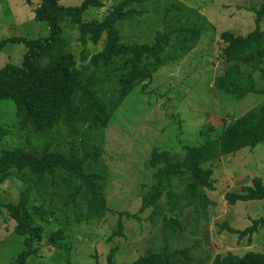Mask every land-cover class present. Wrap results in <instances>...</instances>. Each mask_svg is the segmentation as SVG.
Instances as JSON below:
<instances>
[{
  "label": "rangeland",
  "instance_id": "1",
  "mask_svg": "<svg viewBox=\"0 0 264 264\" xmlns=\"http://www.w3.org/2000/svg\"><path fill=\"white\" fill-rule=\"evenodd\" d=\"M32 1L29 5L25 0H0V41L14 37L41 39L49 35L47 24L35 19L41 0ZM82 1L63 0L62 4L74 6ZM104 1L105 8L91 9L86 20L103 19L122 0ZM263 3L264 0H147L134 6L143 15L119 25L124 42L152 44L158 33L167 30H174L182 37L196 30L200 36L195 47L185 54L171 50L174 58L150 82L133 91L103 132V154L96 164L87 166V172L102 178L109 208L105 217L88 214L84 208L88 197H80L83 193L78 197V208H74L71 195L78 181L63 171L58 172L54 182L42 184H37L28 173L15 171L1 185L4 206L18 204L22 193L32 190L29 211L34 225L43 229V235L36 245L37 255L29 258L28 264H107L113 249L117 251L116 264H131L149 250L158 252L164 247L165 216L176 219L180 226L168 242L171 249L192 248L193 257L208 260L206 264L229 252L238 256L249 251L264 254V229L252 236L251 246L248 238L239 246V236L228 234L223 227L244 230L254 220L264 219V200L235 205L227 201L228 194L241 193L244 187L253 186L255 179L264 183V142L212 164L215 190L207 194L213 205L200 224L189 218L188 212L179 218L167 205L161 212L153 206L141 210L143 197L155 182L149 164L154 150L181 158L188 147L218 139L229 124L264 102V95L250 94L238 99L220 94L214 86L215 79L230 66L222 55L226 46L222 34L246 36L253 32L257 18L254 10H260ZM63 27L68 51L79 63L83 52L89 61L103 50L105 39L98 45L82 44L77 27L68 20ZM261 28L264 30V17ZM25 51L23 44H8L0 52V68L7 64L20 65ZM256 79L258 87L264 89V83L258 76ZM93 141L85 132L70 137L61 128L47 136H37L20 127L13 102L0 103V153L4 149L24 148L40 154L51 144L60 152H68L74 145L75 151L83 154ZM174 183L178 186L177 181ZM174 191L181 193L183 188ZM166 199L163 196V202ZM120 213L134 217L122 218L123 236L115 237ZM14 228V220L3 207L0 264H16L18 255L25 249V237L17 235ZM167 231L172 234V229ZM58 233L62 239L52 242L51 238Z\"/></svg>",
  "mask_w": 264,
  "mask_h": 264
},
{
  "label": "trees",
  "instance_id": "2",
  "mask_svg": "<svg viewBox=\"0 0 264 264\" xmlns=\"http://www.w3.org/2000/svg\"><path fill=\"white\" fill-rule=\"evenodd\" d=\"M25 1L33 4L32 0ZM62 1L41 0L35 10V19L49 27L47 37H14L0 41V52L10 43L23 44L26 49L20 65L7 64L0 68V103L13 102L20 127L37 136H47L61 128L70 137L85 132L94 141L90 149L84 148L83 154H78L74 145L68 152H60L47 144L40 154L24 148L4 149L0 153V187L15 171L28 173L37 184L54 182L58 172L63 171L78 181L71 195L74 208H78L77 200L83 193L80 197H88L84 205L88 214L105 217L109 208L102 178L87 172V166L96 164L103 154V132L133 91L150 82L154 74L174 58L171 50H181L180 54L190 51L195 47L200 32L189 31L188 36L182 37L174 30H167L158 33L152 44L124 42L119 25L143 15L134 6L147 0H122L101 20H86L85 16L91 9H104V0H83L74 6L63 5ZM254 12L257 18L253 32L246 36L226 32L221 36L226 44L222 55L230 66L215 79L214 86L220 94L238 99L250 94L264 95V89L258 87L256 79L258 76L264 83V30L261 28L264 3L260 10ZM67 20L77 27L82 44L91 42L98 45L105 39L103 50L89 61L83 52L79 63L67 48L63 27ZM174 39L177 44H174ZM262 142L264 102L229 124L218 139L188 147L181 158L154 150L149 164L154 170L155 182L144 195L141 210L153 206L155 211L161 212L167 205L179 218L188 212L189 218L200 224L213 205L207 194L215 190L212 164L242 149H254ZM178 187L183 188L181 193L174 191ZM31 191H24L16 205L4 206L0 198V210L5 207L15 222L14 232L25 237V249L18 255L16 264H28L29 258L37 255L36 245L42 240L43 229L34 225L29 211ZM163 196H167L165 202ZM256 200H264V183L260 179H255L253 186L244 187L239 194L227 195L230 205ZM124 217L131 219L134 216L120 213L115 237L123 236ZM223 227L228 234L239 236V246L245 238L251 246L252 236L264 229V219L254 220L244 230H235L227 225ZM169 228L172 229L171 235L167 231ZM179 228L176 219L165 216L164 247L158 252L149 250L131 264H206L208 260L193 257L192 248L171 249L168 242ZM60 239L62 234L58 233L51 241ZM116 252V249L111 250L107 264H116ZM211 264H264V254L249 251L238 256L229 252L224 256L218 255Z\"/></svg>",
  "mask_w": 264,
  "mask_h": 264
}]
</instances>
